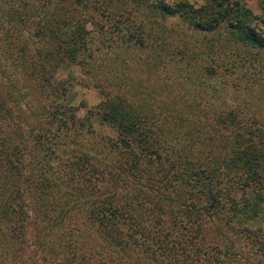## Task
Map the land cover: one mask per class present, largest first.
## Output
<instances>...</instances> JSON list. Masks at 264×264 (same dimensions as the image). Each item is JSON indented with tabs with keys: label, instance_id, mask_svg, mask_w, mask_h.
<instances>
[{
	"label": "rangeland",
	"instance_id": "1",
	"mask_svg": "<svg viewBox=\"0 0 264 264\" xmlns=\"http://www.w3.org/2000/svg\"><path fill=\"white\" fill-rule=\"evenodd\" d=\"M159 1L0 0V124L5 131L18 128L24 135L34 138L42 125L43 130L52 126L47 116L38 115V111L52 106V98L41 99L42 95L52 97L57 90L59 93L67 90V104L76 108L77 117L84 121L88 118L93 129L90 136L83 135L84 146L91 148L95 143L100 155L110 156L101 150V143L104 136L116 137L117 132L101 120L100 114L106 103L113 102L120 106L125 120L143 126L142 132L147 134L157 152L181 147L199 167L208 166L211 171L218 167L224 179L235 183L232 196L240 198L242 191L238 188L239 178L235 172L243 171L248 165H242V169L236 166L229 169L228 166L237 165L234 158L246 144L257 141L259 147L264 146V48L257 49L253 53L254 58L246 59L250 49L237 40L236 32L226 22L211 31L195 29L182 16L159 15L156 7ZM164 1L174 3L183 0ZM188 1L196 6L203 3V0ZM237 1L242 9L259 15L258 23L263 26L264 10L260 4L263 0ZM22 13L31 15L30 19L27 16L24 20ZM16 14L21 15L20 19L15 18ZM56 19H64L67 23L58 30L61 35L77 40L78 44L68 46L72 52L71 59L64 58L54 67L55 60L50 54L52 37L49 35ZM138 29L142 31L141 35L134 34ZM41 30L44 34L47 31L49 39L40 36ZM7 34H17L11 40L15 48L7 49ZM15 56H18L17 60ZM241 57L248 65L229 73L227 82L221 77H209L216 80L213 83L217 88L205 87V84L198 88L197 81L203 79L197 70H193L196 62L201 64V70L210 62L222 72L220 64L225 59L228 62L231 59L241 61ZM185 67L191 70L189 79L183 75ZM192 72L196 74L195 78ZM70 75L71 82H67ZM15 76L17 80L13 81L11 77ZM32 143L27 146L20 179H16L24 203L29 205L27 217L17 229V236H13L9 222L0 218V228L5 234L4 239L0 234V264H54L63 251L68 252L69 249L75 255L83 254L86 262L95 256L99 258L100 254L121 257L91 227L86 213L79 212L78 218L73 216L83 205L77 204L72 210H67V216L62 217L61 222L52 220L57 213L52 210L51 203L52 172L69 189L77 190L85 185L77 180L71 182L66 173L68 166L56 158L52 159V155L48 159L39 155L40 161L30 160L28 154L34 153L31 151ZM252 149L248 147V151ZM258 150L256 154L260 157L262 151ZM156 163L143 175L152 174L151 178L158 183L163 171L159 172ZM256 166L263 171L264 159H260ZM39 173L43 179L38 185L35 178ZM146 175H140L139 182L147 180ZM158 184H163V181ZM135 187H119L117 192L126 193L127 189L134 192ZM165 192L170 197H176V193L178 198L181 195L177 189L166 188ZM158 193H154V198ZM74 197L75 194L59 192L55 201L64 202V199ZM164 200L163 209H176L175 202ZM151 202L144 203L150 205ZM86 205L87 208L90 206L88 202ZM262 216L247 219L241 224L260 227L264 231ZM205 224L208 227L205 240L211 242L214 223L209 221ZM224 231L231 237L235 236L226 228ZM242 252L245 256L250 254L247 248ZM169 256L163 259L164 264H170L172 257ZM132 257L136 258L133 253ZM250 258L245 264H264L263 255ZM128 264L157 262L147 259Z\"/></svg>",
	"mask_w": 264,
	"mask_h": 264
},
{
	"label": "trees",
	"instance_id": "2",
	"mask_svg": "<svg viewBox=\"0 0 264 264\" xmlns=\"http://www.w3.org/2000/svg\"><path fill=\"white\" fill-rule=\"evenodd\" d=\"M260 4L264 10V0ZM156 7L162 17L182 16L192 27L199 30L211 31L226 22L228 27L236 32L237 40L250 49L246 53V59L254 58L253 53L257 49L264 48V19L261 20L263 26L259 25V15L252 14L248 9H242L237 0H203L200 6L188 0L174 3L160 0ZM22 16L26 20V17L31 15L22 13ZM17 17L20 19L21 15L16 14L15 18ZM65 24L67 23L64 19H56L52 33L49 35L52 37L50 54L52 60H55L54 67L61 64L64 58L71 59L72 52L69 51L68 46L71 43L78 44L77 40L62 36L58 31L64 27L61 25ZM136 31L134 34L141 35L140 29ZM39 34L49 39L47 31L44 34L41 30ZM7 36L8 45L5 43L7 49L15 48V43L14 41L11 43V40L17 34H7ZM14 58L17 60L18 56ZM186 62L189 64L188 59ZM194 65L196 67H193V70H197L203 79L197 81L200 89L203 84L205 87L217 88V84L213 83L216 80L212 81L209 77H221V80L226 81L229 73H235L242 66L248 65V62L243 57L241 61L231 59L228 62L225 59L223 64H220L223 67L222 72L210 62L202 70L200 63L196 62ZM41 66L42 63L39 64L40 68ZM190 72V68L185 67L184 77L189 79ZM195 75L192 72L193 78ZM11 78L13 81L17 80L16 76ZM71 79L70 75L66 81L71 82ZM192 83L195 84V79ZM66 94L67 90L62 93L57 90L52 97L47 94L42 95L41 99L52 98V106L51 109L38 111V115L47 116L52 126L43 130L41 123L42 129L37 130L34 138L24 135L18 128L5 131L4 126L0 124V178H2L0 179V218L9 222L13 236L18 235L17 229L25 221L29 209L16 182L21 176L27 146L33 141L31 151L34 153L28 154L30 160L38 159L39 155L48 159L52 155V159L56 158L65 167L68 166L66 173L71 182L77 180L85 185L77 190L69 189L63 186L62 179L52 172L51 203L52 210L57 211L52 220L61 222L62 217L67 216V210H72L77 204L83 205L82 209L76 211L73 216L78 218L79 212L86 213L91 227L108 241L111 250H116L121 255V257H109L107 254V256L100 254L99 258L95 256L87 259L86 262L83 254L75 255L74 251L69 249L68 252L63 251L54 264H118V262L128 264L147 259H152L157 264H164L163 259L169 255V258L172 257L170 264H245L251 260L252 255L264 256L263 229L241 224V222L246 223L247 219L261 218L262 215L264 220V168L261 171L256 166L260 163V159H264V146L259 147L257 141L246 144L240 154L234 158L237 165L228 166L229 169L232 166L242 169V165H248L243 171L235 172L239 178L238 188L242 191L240 198H235L232 196L235 183L224 179L218 167L212 171L208 166L199 167L193 157L189 158L184 154L181 147L165 149L163 153L157 152V148L150 143L147 134L142 132L143 126L132 120L126 119V121L122 109L116 103H106L100 114L101 120L106 121L117 132L116 137L104 136V141L101 143V150L105 154L110 153L112 158L100 155L97 147L94 146L95 143L91 148L84 146L83 135L93 134L92 126L88 118L84 121L83 118L76 116V108L67 104ZM89 112H92V109H89ZM233 115L235 119L236 115ZM248 147H252L253 151H248ZM258 149L262 151L260 157L256 154L259 153ZM155 162L159 172L163 171L158 177L163 184L154 181L151 178L152 174H145L147 180L139 182L140 175L145 176L143 175L145 171L154 166ZM45 163L46 161L42 162V165ZM239 171H242V174H238ZM227 175L230 176L228 173ZM42 179L43 175L39 173L35 178L38 185ZM130 185L136 186L134 192L130 189H127L126 193L117 192L119 187L127 188ZM166 188L179 190L180 198L177 197V193L176 197H170L171 195L165 192ZM59 192L75 194V199L55 201ZM157 192L159 193L154 198V193ZM164 199L175 202L176 209H163ZM87 202L90 204L88 208ZM144 202L151 203L145 205ZM164 214L168 215V219L163 217ZM209 221L214 223L211 242L205 240L207 234L205 229L208 228L205 222ZM225 228L235 236L231 237L224 231ZM0 234L4 239L2 227ZM121 237L122 239L119 240ZM130 241L133 243H129ZM126 248L129 249L128 252L125 251ZM191 248L195 255L191 253ZM245 248L249 250L248 256L242 252ZM132 253L136 258L132 257Z\"/></svg>",
	"mask_w": 264,
	"mask_h": 264
}]
</instances>
